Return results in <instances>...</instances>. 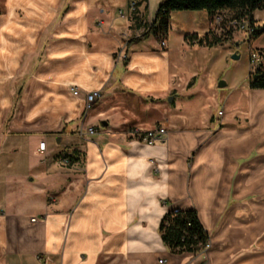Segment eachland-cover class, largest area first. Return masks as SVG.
I'll return each mask as SVG.
<instances>
[{
    "label": "crops",
    "instance_id": "crops-1",
    "mask_svg": "<svg viewBox=\"0 0 264 264\" xmlns=\"http://www.w3.org/2000/svg\"><path fill=\"white\" fill-rule=\"evenodd\" d=\"M130 1L0 0V264H264V89L250 88L249 61L237 82L224 43L184 40L218 35L206 11L171 13L165 48L128 44L156 12L149 0L127 12ZM204 77L205 106L224 103L218 128L213 113L176 124L169 106L179 90L193 101ZM90 126L101 129L89 137ZM157 126L166 134L151 145L128 135ZM189 209L210 248L172 254L159 223Z\"/></svg>",
    "mask_w": 264,
    "mask_h": 264
},
{
    "label": "trees",
    "instance_id": "trees-1",
    "mask_svg": "<svg viewBox=\"0 0 264 264\" xmlns=\"http://www.w3.org/2000/svg\"><path fill=\"white\" fill-rule=\"evenodd\" d=\"M183 11H206L211 17L219 12L226 11L232 15L231 20L246 21L251 29L249 39H256L264 34V22L255 25L252 14L255 11H264V0H161L154 20L147 31L138 38L132 39L128 44L146 40L149 37L166 35L168 20L171 13ZM233 32H220L219 35L207 33L202 37L196 34L186 35L184 40L189 44L212 47L227 42L228 36ZM264 59V50H257ZM126 57V56H125ZM255 77V79H253ZM250 88L264 89V62L258 63L250 74ZM74 161L69 156V163ZM158 232L162 243L172 254L193 253L203 254L209 241L207 232L202 227L197 213L193 209L168 211L161 219Z\"/></svg>",
    "mask_w": 264,
    "mask_h": 264
},
{
    "label": "rangeland",
    "instance_id": "rangeland-1",
    "mask_svg": "<svg viewBox=\"0 0 264 264\" xmlns=\"http://www.w3.org/2000/svg\"><path fill=\"white\" fill-rule=\"evenodd\" d=\"M131 1H136V0H131ZM157 1H160V0H149L150 13H152V12L154 13L155 12L156 7H157L155 3ZM122 11L126 12L125 9L122 10ZM117 16L119 17L118 11H117ZM218 16L223 18V20H227L230 17H232V15L230 13H226L225 11L220 12L218 14ZM122 19H124V18H122ZM167 28L170 31L172 30V33L175 32L174 30L178 28L177 20L171 15H170V18L168 20V27ZM216 29L218 30V35H219L221 31H219L218 28H216ZM172 33H170V36H173ZM164 37L165 36H163L161 34L160 39H164ZM227 40L228 41L225 42L223 44V46L227 47V48H230L232 50V53L236 54L238 56L237 60H232L231 57H230L228 59V63L230 64L231 69H233L234 66L237 67L238 76H237L236 80H237V82H240L241 79H243L242 75H243L244 68L247 67V62L250 59L249 58L250 57V53L251 52H257L256 48H263L264 49V34H262L260 37H258L256 39H249L248 38V34L243 33L241 31H233L228 36ZM159 42H160V40L157 37H154L151 40L152 44H156L157 45V44H159ZM174 42H175V39H174ZM234 42H239V44L238 45H234L233 44ZM260 62H264V59L261 58L258 63H260ZM258 63L255 64L254 67L250 64V72L251 73L254 71V69L258 65ZM220 81H222V80H219L218 82H220ZM224 83H226V84L228 83V85L231 86L230 80H228L227 82H224ZM207 85H208V80L206 79V77H204V79L202 80V83H201V85H200V87L198 89V91H199L202 88L201 93L198 94L193 99V101L187 102L186 105L182 103V101L184 99L182 97V95L184 93L179 90V95H181V96H180L179 100H177V104H176L177 109L174 110L172 107L169 106L170 110H172V112H173L171 115L174 116V118H175L174 122L176 124H180V121H178L179 117L177 115H180L181 118L183 119V121L187 122V124H189V125H197V124H199L201 122V120H204V116L206 114L213 113L215 115V117L217 118V122L214 124V126H217V128H218V125H219L218 124L219 123L218 120L220 121V119L222 120V118L220 116H217V110L220 109V111H221L223 109V107H224V103L219 100V106L218 107H214L213 106L211 108H208L207 106H205L207 103H209V102L204 101V94H206L207 91H208ZM216 90H217V92H220L219 93L220 96H222V95L230 96L231 95V97H232L231 102L234 101V99L236 97V92H234L233 89L232 90L216 89ZM164 103L167 104L166 100H164ZM94 106H92L91 109L86 112L87 116H88V114H91L94 111V108H95ZM179 109H180V112H177ZM176 113H178V114H176ZM228 121L229 120H227V122L225 121L223 123H228ZM95 128L97 129V132H98V130L100 131V129H101L100 126H99V128L98 127H95ZM89 137H92V135H89ZM203 254H201V255H203ZM203 260H204L203 258H199L198 262H203Z\"/></svg>",
    "mask_w": 264,
    "mask_h": 264
},
{
    "label": "built area",
    "instance_id": "built-area-1",
    "mask_svg": "<svg viewBox=\"0 0 264 264\" xmlns=\"http://www.w3.org/2000/svg\"><path fill=\"white\" fill-rule=\"evenodd\" d=\"M137 6V2L136 1H130L127 4V12H134ZM127 12H123L122 10H118V15L120 18H125L126 17V13ZM213 22L216 26V28L219 29V31L221 32H229L230 30L233 31H241L243 33H250L251 29L248 25V23L246 21H236V20H231L226 22L225 20H223V18H221L220 16L216 15L213 18ZM160 42L159 45L161 48H165L166 47V42L164 39H160V36H158ZM123 58H125V55H123ZM249 62L250 64L254 67L255 64H257L260 59H261V55L258 52H251L250 53V57H249ZM73 95H78V91L77 90H73L72 91ZM101 94L99 91H93L90 93L85 94L84 96V110L85 113L91 109V107L95 104V102L100 98ZM220 114V113H219ZM85 135H95L97 134V129L95 127H88L84 130ZM166 134V131L164 128L157 126L153 129L147 130V131H140L136 128L130 129L128 131V135L134 139L137 140L139 142H143L146 143L148 145L157 143L159 141L162 140L163 136ZM45 143L44 142H40L39 146H38V151L40 154H43L45 151ZM62 164H68L69 163V159L68 158H62L61 160ZM31 222H35V218H31L30 220ZM210 248V242L208 241L205 249H204V253ZM161 261H159L160 263Z\"/></svg>",
    "mask_w": 264,
    "mask_h": 264
},
{
    "label": "water",
    "instance_id": "water-1",
    "mask_svg": "<svg viewBox=\"0 0 264 264\" xmlns=\"http://www.w3.org/2000/svg\"><path fill=\"white\" fill-rule=\"evenodd\" d=\"M231 59L237 60L238 59V56L236 54H233L231 56ZM253 79H255V77ZM223 86H225V83L223 81H220L219 84H218V87H223ZM101 125L102 126H107V123L106 122H102Z\"/></svg>",
    "mask_w": 264,
    "mask_h": 264
}]
</instances>
